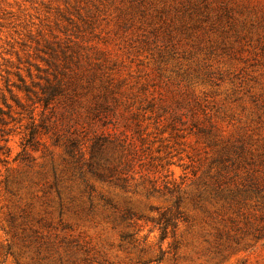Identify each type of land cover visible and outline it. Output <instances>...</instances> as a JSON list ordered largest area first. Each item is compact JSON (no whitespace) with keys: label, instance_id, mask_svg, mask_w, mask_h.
Returning <instances> with one entry per match:
<instances>
[{"label":"rangeland","instance_id":"rangeland-1","mask_svg":"<svg viewBox=\"0 0 264 264\" xmlns=\"http://www.w3.org/2000/svg\"><path fill=\"white\" fill-rule=\"evenodd\" d=\"M0 264H264V0H0Z\"/></svg>","mask_w":264,"mask_h":264},{"label":"trees","instance_id":"trees-1","mask_svg":"<svg viewBox=\"0 0 264 264\" xmlns=\"http://www.w3.org/2000/svg\"><path fill=\"white\" fill-rule=\"evenodd\" d=\"M101 68V66H99ZM68 70V68H67ZM87 77L89 78L90 81H92L95 77H97V74L94 73H88ZM56 80L55 84H50L49 88L46 89H41V97L38 99V103L44 107L45 110L50 108L52 105L56 103V101L62 97H64L66 92L70 91L71 89H67V85L63 84L61 80ZM76 90V89H72ZM93 103L91 107L88 109V111L93 114L96 111H100L106 108H110L109 102L115 100V92L114 89H103L100 92H97V94L93 95ZM34 119V116L32 117ZM34 134H32L33 136ZM35 137H31L30 143L34 142ZM117 143V146H120L121 148H125L127 150L126 145H124L123 141H121L118 137H104V135L100 137H95L94 141L92 143L91 147V153H90V160L91 161H96V162H91V163H99L103 158V146L106 143ZM99 165V164H98ZM92 165H90V174L91 176L96 179L100 183H107V182H112V183H120L122 181L121 176H123L120 171L119 173L117 170H114L112 175L110 177H105L103 174L98 173L97 171L92 170ZM101 167V166H99ZM180 206L177 204L175 207V212H173L172 216H161L160 221L162 222V229H161V240H165L167 238V229L173 225V221L177 220L180 216ZM157 224H161L158 223Z\"/></svg>","mask_w":264,"mask_h":264}]
</instances>
